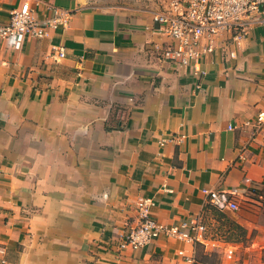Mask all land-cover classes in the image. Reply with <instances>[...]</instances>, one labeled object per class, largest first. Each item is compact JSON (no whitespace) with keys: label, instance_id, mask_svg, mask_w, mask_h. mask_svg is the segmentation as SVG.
<instances>
[{"label":"crops","instance_id":"obj_1","mask_svg":"<svg viewBox=\"0 0 264 264\" xmlns=\"http://www.w3.org/2000/svg\"><path fill=\"white\" fill-rule=\"evenodd\" d=\"M25 1L0 0V23ZM29 1L71 17L20 49L0 39V264H28L34 240L48 264H189L192 241L117 246L140 197L171 227L197 220L204 190L264 191V22L216 39L200 75L155 50L170 44L154 21L169 0ZM237 222L264 235V212Z\"/></svg>","mask_w":264,"mask_h":264},{"label":"built area","instance_id":"obj_2","mask_svg":"<svg viewBox=\"0 0 264 264\" xmlns=\"http://www.w3.org/2000/svg\"><path fill=\"white\" fill-rule=\"evenodd\" d=\"M71 14L67 10L53 8L52 15L41 19L29 0L10 12L9 21L0 23V39H11L14 47L20 49L30 39L50 36L60 26L66 27ZM154 21L158 32L170 39V44L155 47L162 60L189 66L195 74L205 75L202 66L204 57L216 49L215 40L230 35L234 40L243 37L250 25L264 22V0H169L166 10L157 12ZM58 57L65 56L62 46H55ZM258 122L264 124V112L258 115ZM209 204L219 210H237V203L219 190H204ZM156 201L152 197H140L136 204L137 222L121 235L120 248L139 250L162 237L193 241L189 230L192 224L167 227L153 215ZM194 223V222H192ZM179 254L189 264H195L193 254L184 250Z\"/></svg>","mask_w":264,"mask_h":264},{"label":"rangeland","instance_id":"obj_3","mask_svg":"<svg viewBox=\"0 0 264 264\" xmlns=\"http://www.w3.org/2000/svg\"><path fill=\"white\" fill-rule=\"evenodd\" d=\"M91 1L107 6L128 2V0ZM235 203L238 205L237 210H219L208 204L192 223L195 227L192 241L195 264H264V235L256 231L248 237L247 231L237 222L243 209H247L253 218L259 217L264 212V191L258 196L245 194L243 198H237ZM129 225L131 226L132 222L126 224V229ZM37 241L34 240L35 243ZM34 242H31L32 246H28L30 249L28 264H48L51 254L47 255V253L52 251V248L38 247V250L42 249V253L46 255L36 256L37 245ZM117 247L120 248L119 243ZM110 250L113 249L108 248V251ZM60 251L66 253L68 249L56 250L57 254Z\"/></svg>","mask_w":264,"mask_h":264}]
</instances>
